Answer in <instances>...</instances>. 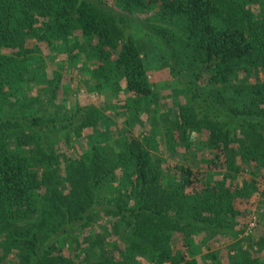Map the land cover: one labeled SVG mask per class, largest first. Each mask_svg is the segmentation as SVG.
Returning a JSON list of instances; mask_svg holds the SVG:
<instances>
[{
    "label": "trees",
    "instance_id": "16d2710c",
    "mask_svg": "<svg viewBox=\"0 0 264 264\" xmlns=\"http://www.w3.org/2000/svg\"><path fill=\"white\" fill-rule=\"evenodd\" d=\"M135 28L182 80L171 104ZM61 55L51 70L46 60ZM80 63L98 91L122 82L127 111L72 102L64 72L74 82ZM158 109L168 124L160 142L174 154L209 132L219 180L164 165ZM263 176L264 0H0V264H199L212 233L232 239L233 254L202 261L264 264V232L253 243L236 229Z\"/></svg>",
    "mask_w": 264,
    "mask_h": 264
},
{
    "label": "rangeland",
    "instance_id": "374dc122",
    "mask_svg": "<svg viewBox=\"0 0 264 264\" xmlns=\"http://www.w3.org/2000/svg\"><path fill=\"white\" fill-rule=\"evenodd\" d=\"M120 6V5H118ZM152 16L150 17V20L152 23H159L161 21L163 25H176L170 23L168 20L164 21L161 16H156L151 14ZM166 33L168 34L170 40H171V45H173L174 50L178 48L177 41L175 35L172 36L171 32L169 29H165ZM133 34L135 37H141L144 47L147 52V63L150 64L152 67L150 69V78L151 81L154 82L156 85V88L159 92V94L163 97V101L165 103L171 104V100L169 98H166L168 95L172 96L173 91L179 87L180 83L182 80L178 77H173L171 68L169 65L168 60L165 58L163 61L160 63H156L155 60L157 58V61L159 60V57L157 56V50L160 51L159 49L155 48V44H153L151 37L149 35H146L142 33V31L139 30V28H135ZM161 54L160 56H162ZM164 57H167V53L165 51ZM65 56H59L56 58L54 61L53 60H46L47 64L49 63V67L52 70L59 68V66H63L64 61L63 59ZM84 57H81L80 61ZM168 58V57H167ZM85 60V59H84ZM78 61V62H80ZM86 61V60H85ZM60 62V63H59ZM87 62V61H86ZM74 63V62H73ZM157 65H156V64ZM67 65L72 64V62H67ZM80 65L78 64L77 67L73 66V70H75V73L73 74V77L75 78V81L72 82L70 79V75L65 71L64 74L66 75L63 80L67 79V87H70L71 90L73 91L71 93L72 97V102L73 103H78L79 105L83 106H88V105H98L99 106H106L107 104H116V103H121L123 105L122 108L125 109L124 103L127 99V101L130 102L128 97L124 95V92H122V88L124 85L120 80L113 79V81H116L117 83V90L111 88L110 86L106 87L102 91L96 90L94 88V80H89V74L86 72L84 75L80 71ZM119 89V90H118ZM118 91V92H117ZM127 97V98H126ZM183 97H180L181 102L183 101ZM127 111V110H126ZM168 114V111H167ZM106 115L108 113L106 112ZM111 118H114V120L122 124L125 121V114L121 113L119 115L115 114L114 112L109 113ZM108 115V116H109ZM162 111H159L156 116V119L154 120V125L157 126L156 129V138L155 141L157 142V148L155 151V154L160 155L164 160L165 163L164 165L167 166H172L177 163H185L188 167L192 168L194 171L199 172L200 176L202 179H204L206 182L210 183H215L217 180L221 178L220 173L224 170L222 166V160L218 159L211 150L207 147V141L209 137V132L204 129L202 132L193 133L192 135V147L189 150H183L182 148L179 149L178 153H172L171 151L167 150L164 148L165 142L163 141L162 143L160 141L165 140V128L168 126V124H164L162 121ZM148 129L150 127L148 126ZM141 129H137L136 131H140ZM148 132V131H147ZM92 131L89 133L91 134ZM164 133V134H163ZM159 144V145H158ZM204 158H212L215 160V166L212 165L210 168L207 167L204 162L202 161ZM250 173L249 172H244L241 175H239V181H245L249 179ZM259 181V190H260V195L253 197L249 203H246L244 207L247 206L249 211V216L247 218L242 219L240 222L239 226L236 228L238 231L241 232L239 235L238 239H241L242 237H245L246 235H250V233H253V243L256 242L257 237H260L261 234L264 232V198L261 196V192L264 191V176L263 178H258ZM200 190L201 187L196 186V188ZM198 190V191H199ZM196 190H194L195 192ZM109 219H106L108 221ZM255 222V227H252V223ZM244 229V232H243ZM239 232V233H240ZM211 239L208 244H203L202 246V252L200 256H198V261L199 264H208L204 261L201 260L202 255L206 254L208 251H217L221 252L219 255L223 257V262L228 263V258L226 260V256L228 255V251H231V254H233V251L230 250L231 248V243L233 240L229 238H225L222 236H215V234H207ZM205 237V233L198 234L196 236V241L197 242H202V240ZM237 239V240H238ZM249 242L246 243L244 242V245L247 246L248 248ZM209 250H208V249ZM245 248V247H244ZM254 252H253V257L259 256V252L257 251V248L254 246ZM262 256V253H261ZM225 257V258H224Z\"/></svg>",
    "mask_w": 264,
    "mask_h": 264
},
{
    "label": "built area",
    "instance_id": "2783aa9c",
    "mask_svg": "<svg viewBox=\"0 0 264 264\" xmlns=\"http://www.w3.org/2000/svg\"><path fill=\"white\" fill-rule=\"evenodd\" d=\"M255 225H256L255 222H253V223H252V227H255Z\"/></svg>",
    "mask_w": 264,
    "mask_h": 264
}]
</instances>
